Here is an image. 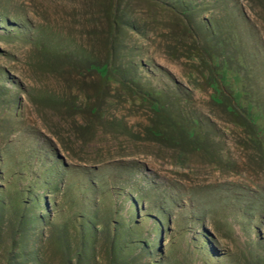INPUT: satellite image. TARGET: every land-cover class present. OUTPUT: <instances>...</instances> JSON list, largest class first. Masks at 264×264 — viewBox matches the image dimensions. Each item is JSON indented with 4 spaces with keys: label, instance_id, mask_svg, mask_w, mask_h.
I'll list each match as a JSON object with an SVG mask.
<instances>
[{
    "label": "rangeland",
    "instance_id": "374dc122",
    "mask_svg": "<svg viewBox=\"0 0 264 264\" xmlns=\"http://www.w3.org/2000/svg\"><path fill=\"white\" fill-rule=\"evenodd\" d=\"M0 264H264V0H0Z\"/></svg>",
    "mask_w": 264,
    "mask_h": 264
},
{
    "label": "trees",
    "instance_id": "16d2710c",
    "mask_svg": "<svg viewBox=\"0 0 264 264\" xmlns=\"http://www.w3.org/2000/svg\"><path fill=\"white\" fill-rule=\"evenodd\" d=\"M99 71H102V72H105L106 71V67H100V68H97Z\"/></svg>",
    "mask_w": 264,
    "mask_h": 264
}]
</instances>
